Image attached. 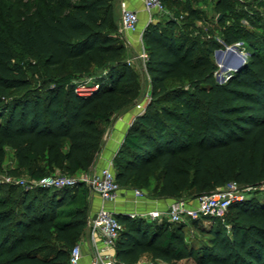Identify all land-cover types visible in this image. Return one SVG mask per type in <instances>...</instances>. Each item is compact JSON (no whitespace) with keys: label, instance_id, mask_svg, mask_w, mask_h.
Instances as JSON below:
<instances>
[{"label":"trees","instance_id":"16d2710c","mask_svg":"<svg viewBox=\"0 0 264 264\" xmlns=\"http://www.w3.org/2000/svg\"><path fill=\"white\" fill-rule=\"evenodd\" d=\"M256 1L264 10V0ZM116 2L34 0L31 17L0 40V150L14 149L19 168L34 180L58 169L69 176L91 173L107 125L139 96V79L113 18ZM237 5L219 0L215 9L230 18ZM184 17L189 29L200 19L192 8ZM177 26L174 15L165 29L150 23L144 31L151 101L114 157L117 180L124 189H139L160 174L158 196H149L171 201L196 199L234 182L257 189L264 183L263 48L249 39L244 65L220 83L210 53L187 33L176 34ZM242 40L229 33L224 43ZM212 46L220 48L217 41ZM15 47L29 61L18 60ZM93 71L102 74L99 91L79 96L76 76ZM171 81L181 85L169 88ZM35 191L25 187L12 210L0 200V264H69L85 236V184ZM50 192L48 200L40 197ZM118 219L123 230L115 250L123 264H142L147 255V264H264V194L233 203L224 219L202 218L213 224L202 250L187 243L185 224Z\"/></svg>","mask_w":264,"mask_h":264},{"label":"rangeland","instance_id":"374dc122","mask_svg":"<svg viewBox=\"0 0 264 264\" xmlns=\"http://www.w3.org/2000/svg\"><path fill=\"white\" fill-rule=\"evenodd\" d=\"M33 1L34 0H0V40L9 39L11 33L14 32V24L16 22H24L31 17L33 11V6L31 3ZM217 1L219 0L203 1L206 2V6L202 10H199L200 19L196 22V27H194V29H189L187 26H185V24L189 25L187 24L188 22L184 17L186 15L185 13H175L173 11V14H176L178 23L176 34L180 35L181 33H187L189 35L187 37L190 42L193 40L197 41L204 54L210 53L211 59L219 67V70L216 73V78L220 83H225L231 74L236 71L237 67H242L244 65V63L239 61V57H242L246 61L247 57L250 55L252 50L249 46V39L252 38V43L256 45V47L263 48L264 51V10L259 5V1L241 0L238 1L236 10L231 14V17L226 18L223 14H219L216 11L215 6ZM169 12L171 13L172 11L169 10ZM112 13L114 20L119 24L121 16L120 9L115 7ZM169 18V14L154 12L152 16L153 21L151 23H158L162 28L165 29ZM221 20L222 22H220ZM229 33H234L237 37L243 39L239 46L232 50L234 54L231 53V50L227 49L228 46L224 43L225 36H227ZM249 33H253L254 36L249 37ZM215 41L219 43L220 48H213L212 45ZM243 41L247 43H244ZM15 51L18 60L24 59L29 61V58L23 53L21 48L15 47ZM220 52L223 53L222 56L219 55ZM131 54L134 53L131 52ZM132 59L133 57L131 59L128 58L127 53L126 61L130 68L135 71L139 79V96L127 107V109H124L123 111L132 109L135 111V113H139L151 101L152 84L149 75L143 68V63L139 60L137 61ZM100 73L101 72L97 73L93 71L90 74L82 77L76 76L75 83H83L89 80L91 81V84H98L99 76L102 75H99ZM180 85L181 83L178 81H171L168 84L169 88L178 87ZM111 124H108L105 129L106 131L103 139V145L107 140ZM103 145L102 147H104ZM96 157H99L98 152ZM42 165H45V163H42ZM85 174L89 173H79L74 175V177L80 178ZM60 175L69 176L61 172L60 169L47 173V176ZM8 179H11V182H8ZM14 181H23L24 183L15 184ZM36 181L38 180H34L29 176L27 169L19 168V163L16 159L14 149H12L10 146H7L3 150H0V200L7 202L9 209H14V198H19L25 187L32 190L33 193H36L35 190L38 187ZM162 183V176L160 174H155L151 177L149 186L140 184L137 185V188L143 190L148 194V196L150 194L151 196L155 197L158 196L156 191L162 185ZM231 184L227 185L223 189L232 188ZM14 185L20 187H14ZM88 189L90 190L89 187ZM71 191L74 192L73 190ZM51 193L52 192H50V194L48 193L46 195H40V197H43V199L46 201L49 199L48 197L51 195ZM240 193L236 195L244 194L246 197H259L264 194V183L261 184V186L257 189L250 190L247 188H242ZM187 197L188 196L182 197V199H188ZM231 213H233V211H231ZM146 223L156 222L146 221ZM212 225V222L205 221L202 218L196 220V222L189 221L185 223L186 241L189 246L197 250H202L208 246L212 237L209 232V230L212 228ZM151 260L152 259L150 255L144 256L142 264H147L151 262ZM179 264H195V261L193 259H186L181 261Z\"/></svg>","mask_w":264,"mask_h":264},{"label":"built area","instance_id":"2783aa9c","mask_svg":"<svg viewBox=\"0 0 264 264\" xmlns=\"http://www.w3.org/2000/svg\"><path fill=\"white\" fill-rule=\"evenodd\" d=\"M241 1V0H235ZM145 9L150 14L149 24L153 21L154 12L170 14L163 0H144ZM172 16V15H171ZM140 23L139 13L131 9L126 2L121 3V17L119 23L120 34L125 38L128 33H136ZM127 43V41H126ZM142 51H140L134 60H139L143 64V68L147 72L148 54L146 52L143 37L141 39ZM240 43L234 46H228V50H233ZM91 81L77 83L76 93L81 97H89L95 94L100 89V84H91ZM145 109V108H144ZM11 182V179H8ZM14 183L20 184L23 181ZM37 186L63 189L66 187H76L80 184H85L94 193L98 194L103 204L107 202L118 203L125 197V189L119 184L115 173V161L110 160L108 164L101 170L100 173L92 172L85 174L80 178L74 176H45L41 180L36 181ZM232 188L220 189L212 193L203 194L196 199H178L171 201L166 209L156 208L154 210L139 212L135 211L127 216L131 219H142L147 222L169 220L172 223L185 224L192 220L201 218H222L227 215L231 205L236 201H242L246 198L239 194L243 187L236 182L231 184ZM247 189H254L249 187ZM241 194V193H240ZM135 204L139 206L143 198H148V194L141 189H134ZM89 227L92 239V259L90 264H123L116 257L115 246L118 242L123 225L118 219V215L114 211L106 209L104 206L97 214L89 219ZM85 257L82 244H77L71 251L69 264H82V259Z\"/></svg>","mask_w":264,"mask_h":264},{"label":"crops","instance_id":"0c3cea01","mask_svg":"<svg viewBox=\"0 0 264 264\" xmlns=\"http://www.w3.org/2000/svg\"><path fill=\"white\" fill-rule=\"evenodd\" d=\"M167 10L172 11L170 17L176 16L175 13H185L187 14V9L192 8L199 12L206 6L205 0H163ZM126 2L128 6L136 10L139 13L140 23L138 26V31L136 33H128L125 35V40L127 41V53L128 58L134 60V57L142 51V43L141 39L144 35V31L146 27L149 25L150 14L145 9L144 0H117L116 8L120 9L121 12V3ZM219 1H217L218 3ZM216 3V4H217ZM173 11L175 12L173 14ZM121 17V16H120ZM134 53V54H131ZM144 111H140L139 113H135L134 110L129 109L123 112H120L112 121L111 128L108 132L107 140L104 142V147L100 149L99 157H96L94 160V165L92 167V172L100 173L101 170L108 164V162L114 159L115 155L119 151L121 145L123 144L124 138L136 119V117ZM125 197L122 201L118 203L107 202L103 204L101 197L94 193L90 189V216L89 219L93 218L97 212L104 206L106 209L110 211H114L117 215H128L130 213H134L135 211L146 212L150 210H154L156 208L166 209L167 205L171 202V200L166 199H158L152 197H146L142 200H146V202H142L139 206L135 204V195L134 189L127 190L125 189ZM82 248L85 254V257L82 259V264H90L92 259V239H91V231L89 227V223L86 229L85 236L82 241ZM143 260V258H142Z\"/></svg>","mask_w":264,"mask_h":264},{"label":"water","instance_id":"95a60500","mask_svg":"<svg viewBox=\"0 0 264 264\" xmlns=\"http://www.w3.org/2000/svg\"><path fill=\"white\" fill-rule=\"evenodd\" d=\"M231 53L234 54V52H233L232 50H231ZM219 55L222 56L223 53L220 52ZM219 59H220V58H219ZM239 59H240L239 61H240L241 63H245V60H244L242 57H239ZM240 68H241V67H237V68H236V71L239 70Z\"/></svg>","mask_w":264,"mask_h":264}]
</instances>
